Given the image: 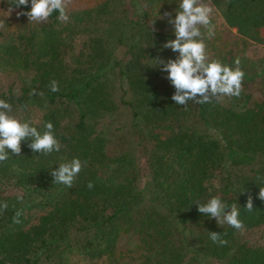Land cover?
Instances as JSON below:
<instances>
[{
    "label": "trees",
    "instance_id": "obj_1",
    "mask_svg": "<svg viewBox=\"0 0 264 264\" xmlns=\"http://www.w3.org/2000/svg\"><path fill=\"white\" fill-rule=\"evenodd\" d=\"M80 1L67 22L53 12L0 30V99L41 133L51 122L62 145L45 155L28 139L0 163V264H264V239L240 237L264 233V57L246 56L264 45V0H205L222 20L210 16L211 37L201 27L206 54L233 68L239 58L243 91L186 108L154 61L179 55L162 47L175 39L164 13L174 19L179 0H131L125 24L108 19L117 0ZM73 158L86 166L72 187L54 183L51 171ZM212 197L239 206L243 230L198 212Z\"/></svg>",
    "mask_w": 264,
    "mask_h": 264
},
{
    "label": "clouds",
    "instance_id": "obj_2",
    "mask_svg": "<svg viewBox=\"0 0 264 264\" xmlns=\"http://www.w3.org/2000/svg\"><path fill=\"white\" fill-rule=\"evenodd\" d=\"M31 10L20 13L28 17L31 22H46L53 12H58V19L67 22V7L70 0H15V6H28ZM212 9L203 0H179L178 9L175 10V18L172 13H164L168 17V23L173 26L174 40H168L162 45L163 49H170L179 55L175 59H161L157 57L155 66H160L161 71L166 72L167 79L175 88V94L171 99L176 105L187 107L189 101L197 104L217 102L224 96L239 97L243 91V79L245 73L240 68V60L236 59V67L223 64L220 60H209L206 54V44L201 27L207 30V36L214 35V25L211 22ZM163 19V17H160ZM154 30V29H152ZM52 92L59 91L58 81L50 83ZM33 95H42L33 91ZM12 106L0 99V163L9 159L11 153L19 155L21 142L30 139L28 147L40 154L59 152L62 145L54 134V126L51 122L45 124V130L41 133L28 122H21L9 115ZM86 166L79 158H73L69 162L59 164L58 169L51 171L54 183L63 184L71 188L75 178L81 169ZM87 187L91 190L94 185L89 182ZM244 193V192H243ZM258 198L264 201V187H259ZM200 214L214 218L218 223H227L236 230H243L244 224L239 219V206L234 203L226 205L219 197H212L207 203H197ZM6 202H0V211L6 210ZM230 208V211L228 210ZM245 209L253 210V199L248 196ZM21 215L16 212V217ZM14 222L19 223L18 219ZM210 239L219 246H226L228 241L222 237L226 234L209 232Z\"/></svg>",
    "mask_w": 264,
    "mask_h": 264
},
{
    "label": "rangeland",
    "instance_id": "obj_3",
    "mask_svg": "<svg viewBox=\"0 0 264 264\" xmlns=\"http://www.w3.org/2000/svg\"><path fill=\"white\" fill-rule=\"evenodd\" d=\"M130 1L131 0H117L115 11L113 12L111 17H108V19H111V18L116 19L117 21H122V24H125L127 20H129L130 16L132 15V12L138 10V6L135 7V5L131 3ZM203 3L211 7L212 9L211 17L216 19V22L220 24L222 20L218 12L213 9V7L208 1L203 0ZM81 4L82 3L80 0H70V3L67 9H69V11L77 9L81 6ZM30 10H31V7H30ZM20 13L21 12L17 10L6 8L3 2L0 1V30L4 36L16 33L18 27L23 25L24 22H30L27 16L21 15ZM101 21H102V18L101 20L100 18H98L97 20L93 19V24H90L89 27L91 28L99 27V25L101 24ZM31 23L39 24L37 22H31ZM231 32L234 33L235 30L231 29ZM83 39H85V36L77 37L75 45L79 46V43H81ZM114 53L117 55V53L118 54L120 53V50H115ZM246 56L251 59H258L260 57H264V45L251 44L246 50ZM240 237L249 238L250 242H253V240H255L256 242V240H258L257 242L260 243L262 239H264V233L257 234V232H255L254 234H247V235L241 234ZM79 264H104V263L80 262Z\"/></svg>",
    "mask_w": 264,
    "mask_h": 264
}]
</instances>
